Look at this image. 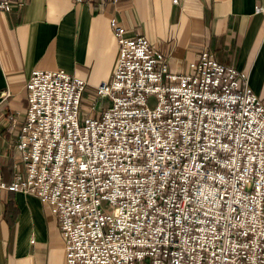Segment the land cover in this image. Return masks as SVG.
I'll use <instances>...</instances> for the list:
<instances>
[{
  "label": "built area",
  "instance_id": "built-area-1",
  "mask_svg": "<svg viewBox=\"0 0 264 264\" xmlns=\"http://www.w3.org/2000/svg\"><path fill=\"white\" fill-rule=\"evenodd\" d=\"M111 25L118 63L96 85L108 103L88 112L84 77L33 70L0 188L49 205L66 264H264V96L209 48L176 71L156 42Z\"/></svg>",
  "mask_w": 264,
  "mask_h": 264
},
{
  "label": "crops",
  "instance_id": "crops-1",
  "mask_svg": "<svg viewBox=\"0 0 264 264\" xmlns=\"http://www.w3.org/2000/svg\"><path fill=\"white\" fill-rule=\"evenodd\" d=\"M0 10V179L10 182L19 160L17 128L28 104L26 83L36 68H63L96 85L109 80L119 46L111 25L116 17L128 36L143 34L159 45L169 66L184 71L203 48L220 62L248 74L264 96V0H17ZM263 10L258 11L257 7ZM9 95L3 98V91ZM0 264H66L58 217L37 196L0 188Z\"/></svg>",
  "mask_w": 264,
  "mask_h": 264
},
{
  "label": "rangeland",
  "instance_id": "rangeland-1",
  "mask_svg": "<svg viewBox=\"0 0 264 264\" xmlns=\"http://www.w3.org/2000/svg\"><path fill=\"white\" fill-rule=\"evenodd\" d=\"M94 95L90 92V90L86 89L83 95V109L87 110L88 112H91L92 110V104L95 101ZM97 114V113H96Z\"/></svg>",
  "mask_w": 264,
  "mask_h": 264
}]
</instances>
